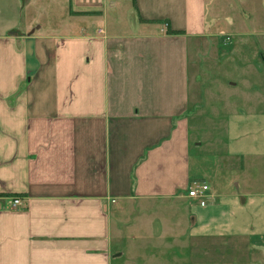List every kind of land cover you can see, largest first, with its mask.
Masks as SVG:
<instances>
[{"label":"crops","instance_id":"crops-1","mask_svg":"<svg viewBox=\"0 0 264 264\" xmlns=\"http://www.w3.org/2000/svg\"><path fill=\"white\" fill-rule=\"evenodd\" d=\"M0 264H264V0H0Z\"/></svg>","mask_w":264,"mask_h":264},{"label":"rangeland","instance_id":"rangeland-1","mask_svg":"<svg viewBox=\"0 0 264 264\" xmlns=\"http://www.w3.org/2000/svg\"><path fill=\"white\" fill-rule=\"evenodd\" d=\"M228 48H229V46L225 47V49H228ZM228 53H229V50H227V54ZM223 54H225V52ZM226 59L227 60H224V62H222L221 65H218V64L216 65V63H215V68H213L214 69L213 73L215 74V76L213 78H211V79L208 78V77H204L203 83H202V87H204L205 84H207V83L210 84V81H212V80L219 81L222 78H224L225 82H226V79L233 80V81H237V80L239 81L240 78L238 76L241 73V69L236 70L235 68L230 67L229 63L232 62L233 64L236 63V65H238V63L240 64L242 61L241 62H239V61L236 62L234 60V62H233L231 60V58H226ZM236 67L240 68V66H236ZM213 73H210V74H213ZM216 76H218L219 78L216 77ZM191 79H192L191 80L192 85L194 86L195 83L193 81L194 80L193 76H192ZM245 82H246V80H245ZM218 88H219V86H218ZM218 88H217L216 91H214V95L215 96L219 92ZM236 94L238 96H240L242 94V93H240V87H236ZM221 99L222 98H220V100ZM244 102H245V100L243 98H238V105H240L239 110H244L245 108L248 107L247 103H244ZM203 107H206V106H203ZM203 107H201V109ZM209 109L213 113L215 111V115L218 116L215 119L216 122H217V126H215V124L213 122L214 118L212 116L211 111H210V113H208V111H207V114H204L201 117L202 124L200 125L199 128H198V121H199L198 117H196L195 115H193L191 117V126H192V128H191V136H190V138H191V142L193 143V145L191 147V159H192L191 163H192L193 166L196 165V161L198 159L197 156H198V153H199V149H201L200 151H202L203 153H205V154H207L209 156H211V155H213L215 153L218 155V154H222V153L225 152V145L223 144L222 140H223L224 132L226 130L224 132H222L223 130H220L219 127L223 128L225 123H226V117H227V115H226L227 113L225 112L226 111V107H225V105L223 103L219 102L215 106L212 105V106L206 107V110H209ZM222 109H223V111H222ZM221 121H222V125H220ZM199 131H201V133ZM219 132H221V133H219ZM216 133H219V136L222 138V140L220 138L216 137ZM206 139L208 141H206ZM197 141H202V144H201V146H199V148H197L198 146L195 145V143ZM191 169H192V171H195V169L193 167H191Z\"/></svg>","mask_w":264,"mask_h":264},{"label":"built area","instance_id":"built-area-1","mask_svg":"<svg viewBox=\"0 0 264 264\" xmlns=\"http://www.w3.org/2000/svg\"><path fill=\"white\" fill-rule=\"evenodd\" d=\"M209 187L207 184L192 182L191 185L186 189V194L189 198L195 199L199 202L200 205L206 204V198L211 195L208 193ZM20 204L18 198L13 199V205Z\"/></svg>","mask_w":264,"mask_h":264}]
</instances>
